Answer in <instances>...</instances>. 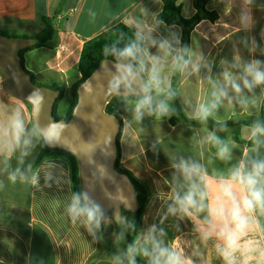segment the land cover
I'll return each mask as SVG.
<instances>
[{
  "label": "crops",
  "instance_id": "0c3cea01",
  "mask_svg": "<svg viewBox=\"0 0 264 264\" xmlns=\"http://www.w3.org/2000/svg\"><path fill=\"white\" fill-rule=\"evenodd\" d=\"M178 4L185 17L195 14L193 0ZM207 7L218 13V20L196 26L186 59L176 65L174 58L182 55V30L157 19L163 0H0V33L35 38L44 29L42 19L55 17L50 47L27 50L21 58L38 85L70 88L81 78L78 65L84 44L123 23L144 37L141 58L146 66L150 57H162L161 93L175 82L176 102L188 118H199L201 105L216 102L208 116L212 120H250L264 113V84L249 90L242 82L246 64L260 61L264 68V0H209ZM162 42L168 44L167 55L159 50ZM225 73L240 84V93L232 89ZM220 92L225 95L217 100L213 94ZM136 102H128L119 141L120 165L144 182L149 192L135 244L145 246L144 237L151 233L190 264H224L217 241L202 238L198 218L169 211L176 207L174 193L183 194L187 188L173 165L187 161L210 177L227 175L241 161L250 167L252 161L264 160V146L248 144L253 127L247 125L235 140L232 127L216 132L205 124L171 125L168 115L146 110L137 120ZM13 114L24 119L27 134L30 108L6 93L0 74V124ZM213 135L224 136L221 147H228V158H219V149H213L209 140ZM22 145L0 150V264H121L109 257L93 258L99 250L95 227L89 231L83 217L73 221L69 215L75 194L69 160L50 154L35 165L36 157L31 161L19 155ZM13 174L14 182L9 178ZM256 218L264 228V216L257 213ZM252 235L260 238L259 229Z\"/></svg>",
  "mask_w": 264,
  "mask_h": 264
},
{
  "label": "clouds",
  "instance_id": "9594fccd",
  "mask_svg": "<svg viewBox=\"0 0 264 264\" xmlns=\"http://www.w3.org/2000/svg\"><path fill=\"white\" fill-rule=\"evenodd\" d=\"M159 50L167 55V42H162ZM109 54L115 60L112 65L115 71L108 87L117 92L123 87L127 92L139 96L134 109L135 118L139 120L145 110L149 113L153 111L152 93L159 95L163 91L162 57H150L146 66L141 58V49L135 43L121 49L113 48L111 52L105 48L104 55ZM179 60V57L174 58V65ZM142 73H146V80L139 84L137 90L134 85H137ZM225 79L236 93L241 92L240 84L230 74L225 73ZM242 82L244 88L249 90L264 84V68H261L260 61L244 66ZM213 95L218 100L225 93ZM216 106V102L210 106L201 105L197 116L206 119ZM155 111L160 115L167 113L164 100L159 101ZM25 135L24 119L13 114L6 124H0V150H6L10 145L19 147L22 143L27 146L29 140L24 138ZM261 136H264V126L255 124L251 131L254 145L264 143L258 139ZM209 140L220 143L214 135L209 136ZM218 156L221 159L228 158V147H220ZM173 167L183 177L187 188L183 194L174 193L172 198L176 207H170L169 211H179L189 218H198L202 238L217 241L216 249L224 264H264V228L259 226L256 218L257 213L264 216V160L252 161L250 167L241 161L227 175L211 177L199 165L187 161H180ZM9 178L13 182L16 180L14 174ZM67 211L73 221L83 217L89 231L93 225L96 228L100 226L103 216L99 204L92 201L86 192L73 194ZM257 229L260 238L252 235ZM143 243L145 246L142 247H137L135 243L129 246V264H135L137 253L148 258V264H190L178 251L162 246V242L151 233L144 237Z\"/></svg>",
  "mask_w": 264,
  "mask_h": 264
},
{
  "label": "water",
  "instance_id": "95a60500",
  "mask_svg": "<svg viewBox=\"0 0 264 264\" xmlns=\"http://www.w3.org/2000/svg\"><path fill=\"white\" fill-rule=\"evenodd\" d=\"M38 41L37 38L0 34L3 88L10 96L30 105L32 123L47 149L62 150L76 158L81 193L86 192L99 204L103 212L101 222L120 228L121 224H126L127 215L137 213L139 198L130 177L115 167L120 123L106 108L115 96L136 94L123 87L119 92L109 89L115 61L104 59L77 87L78 99L70 120H55L53 109L60 90L36 84L20 55L21 50L36 45ZM144 80L145 76L141 74L134 87L138 90ZM153 103L156 106L159 102L153 97ZM123 211L127 215H123ZM113 236H116L115 232Z\"/></svg>",
  "mask_w": 264,
  "mask_h": 264
},
{
  "label": "trees",
  "instance_id": "16d2710c",
  "mask_svg": "<svg viewBox=\"0 0 264 264\" xmlns=\"http://www.w3.org/2000/svg\"><path fill=\"white\" fill-rule=\"evenodd\" d=\"M208 3L209 0H193V4L196 12L192 17L187 18L183 15L182 8L180 4H178V0H163V9L158 14L157 19L159 21H162L167 26H178L182 30V37H181L182 55L180 59L181 62H183L187 57V51L190 46L191 35L194 29L196 28V26L202 21L215 22L218 20V13L209 10L207 7ZM59 11L60 10H58V12L56 13V16L58 15ZM42 21L44 23V29L39 35L35 37L39 40L38 43L32 47L21 50L20 52L21 57L23 53L27 50L41 48V47H50V42L54 38V34L56 32L55 17L53 18L44 17ZM130 43H135L140 49H142L144 46V37L137 31L128 27L127 25L123 23H118L115 26H113L111 29L101 33L97 37L93 38L92 40L84 44L78 65V70L81 74L80 80L70 88H67L65 84H58L50 87L54 90H60V96L57 98L53 109V117L55 120H66V121L70 120L72 116L73 108L75 107L78 99L77 87L94 72V70L100 65V63L104 59L114 60L111 54L107 56L104 55L105 48H108L109 52H111L113 48L121 49ZM27 72L30 73L29 71ZM142 74L144 75V73ZM31 76L33 81L35 82V79L32 74ZM67 93H68L67 105L66 106L64 105L62 107V102L63 100H65ZM153 97L156 102H159L161 100L165 101L168 111L164 115H168L169 123L171 125H176L178 123L194 125V126L205 124L210 126L216 132L217 131L222 132L225 128L232 127L235 129L232 134L235 140H239L240 128L244 125L253 127L255 124H260L264 126V113L250 120L228 121L224 123L216 122L209 117H207L206 119H200V118L190 119L184 114L183 110L176 102L175 82L173 83L172 88L168 92L160 93L159 95L153 92ZM133 99L138 100L139 96L138 95H131L125 97L115 96L106 108V111L109 114L116 116L120 123V129L117 136L118 155H117L115 167L119 172L126 173L130 177L131 181L134 183L137 189L138 198H139V209L137 213L127 215V213L123 211V215H127L128 217L126 224L125 225L121 224L120 229H116V226L113 227L116 233V237L119 238L121 241H123L124 248L125 247L129 248L130 245H133L135 243V235L137 233L138 226L141 217L143 215V212L145 210L146 204L148 203L149 200V192L146 184L135 178L127 169L123 168L120 165L119 141L123 129V115L126 111L128 102ZM155 107L156 106L153 103V111L151 113L158 114L155 111ZM258 139L264 141V136L258 137ZM217 140L220 141L219 144H217L215 141H212V147L214 150H218L221 147L222 142L224 140V136L222 135L221 137L217 138ZM248 144L253 147L264 146V143H261L259 146L254 145L252 138L250 139ZM50 154L65 156L69 160L74 192L75 194L81 193L79 186L77 160L73 155L62 150H58V149L49 150L45 147L36 156L35 165H38L45 157H47ZM95 229L97 232V236L99 239V246H100L101 237L103 236L102 230L100 229V226L98 228L95 227ZM110 250L114 251V247H112V249ZM105 257L111 258L110 256H105ZM93 258H96V256H94ZM134 259H135V264H148V258L146 257H139L135 255Z\"/></svg>",
  "mask_w": 264,
  "mask_h": 264
},
{
  "label": "rangeland",
  "instance_id": "374dc122",
  "mask_svg": "<svg viewBox=\"0 0 264 264\" xmlns=\"http://www.w3.org/2000/svg\"><path fill=\"white\" fill-rule=\"evenodd\" d=\"M64 105H67V99L63 100L62 107ZM28 106L31 112V107L29 104ZM25 139L29 140V144L27 146L22 145L19 155L29 157L32 161L45 148L44 141L36 131L32 120H30L29 129L27 131ZM114 226L115 225H112L110 223H103L100 221V229L102 230L103 236L101 237V244L99 246L98 252L96 253V257L110 256L121 264H129L128 247L124 248L123 241H121L116 236H113V232H115L113 229ZM112 247H114V251L110 250L112 249Z\"/></svg>",
  "mask_w": 264,
  "mask_h": 264
}]
</instances>
